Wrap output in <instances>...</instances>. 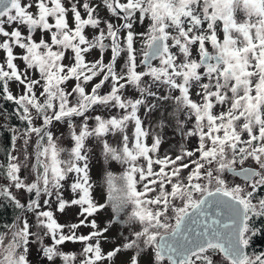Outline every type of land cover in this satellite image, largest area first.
I'll use <instances>...</instances> for the list:
<instances>
[{
	"label": "snow or ice",
	"instance_id": "1",
	"mask_svg": "<svg viewBox=\"0 0 264 264\" xmlns=\"http://www.w3.org/2000/svg\"><path fill=\"white\" fill-rule=\"evenodd\" d=\"M103 5L121 23L102 21L97 7L80 0H69L67 6L62 0H0V36L4 37L0 50L7 69L0 64V94L14 102L16 117L26 122L22 132L9 129L11 150L5 149L7 162L0 163V177L7 183L0 186V197L35 218L33 225L18 214L0 226L4 228L0 264H29L33 243L49 264L57 258L62 264H113L122 251L133 254L121 264H139V257L147 252L152 254L148 264H264V252L246 251L260 232L253 218L264 217V198L253 203L254 193L264 187V0H103ZM33 7L35 12L30 10ZM145 21L146 31L135 32L134 24ZM5 25L16 27L8 31ZM20 26H26L27 35ZM86 26L96 30L91 38L84 34ZM37 29L49 35L50 43L43 36L38 42L33 38ZM137 39L143 43L139 61ZM15 47L22 54H14ZM106 49H110L107 62ZM95 50L97 58L87 61L86 54ZM17 59L25 64L23 72L14 63ZM65 59L71 63L64 64ZM29 70L39 77L31 78ZM97 77L98 82L86 91ZM70 80L75 84L67 91ZM10 81L23 86L22 94H12ZM106 85L109 90L102 93ZM37 87L42 89L38 95ZM129 89L135 91V98L125 96ZM193 89L197 99L192 98ZM166 104L173 106L167 123L174 120L182 139L197 138L196 147L189 150L181 145L174 159L157 155L166 121L158 122L161 132H151L138 114L141 108L148 115ZM94 106L120 109L123 115L90 117L87 113ZM76 117L82 119L76 122ZM37 118L42 121L39 126ZM56 122L66 123L73 141L70 149L56 143L49 127ZM130 123L131 135L126 131ZM32 134L37 138L35 163L29 166ZM108 134L118 135L116 146L104 139ZM21 136L23 161L13 155ZM89 138L99 142L105 162L124 166L118 176L105 172L103 204L92 195ZM249 160L256 167L244 166ZM22 169L34 178L22 177ZM73 173L68 185L73 198L66 200L62 189ZM226 173L242 176L251 190L239 183L228 186ZM23 192L31 197L26 204L21 202ZM52 197L56 211L77 206L78 216L84 218L70 225L58 223L50 208ZM105 207L112 209L114 218L101 228L88 218ZM115 222L127 226L129 234L105 253L101 239H108L104 234ZM81 226L92 231L77 235ZM65 227L69 234L63 232ZM45 237H51L50 245L44 244ZM65 242L83 243L79 257L58 248ZM216 253L223 260H214Z\"/></svg>",
	"mask_w": 264,
	"mask_h": 264
},
{
	"label": "rangeland",
	"instance_id": "2",
	"mask_svg": "<svg viewBox=\"0 0 264 264\" xmlns=\"http://www.w3.org/2000/svg\"><path fill=\"white\" fill-rule=\"evenodd\" d=\"M22 2H30V0H22ZM31 2L34 3V0H31ZM63 3H65V5L67 6V4L69 3V0H62ZM72 3H76L77 0H71ZM80 2H90L94 7L98 8V12L96 13V15H98L102 21H107V22H111L113 24H118L121 23V21L115 17L111 12H109L106 7L103 5V0H80ZM123 2V0H122ZM31 11L35 12V8L33 7L32 9H30ZM81 11V15L82 17L86 18V14L84 12V10L82 8H80ZM68 20H69V24L70 26L74 27V23L72 21L71 18V14L69 13L68 16ZM49 22L50 23H54V21L52 20V18H49ZM147 24L148 21H145L143 23L137 22L134 24V31L139 33V32H144L147 29ZM6 28V30L11 31L12 27H16V25H5L4 26ZM103 27V24H102ZM20 30L22 32V34L27 35V31H26V26H20ZM94 29L91 28V26H86L85 30H84V34L87 38H91L94 34H95ZM121 35H123V32L121 33ZM43 36L46 40H48V42L50 43L49 40V35L46 33H42L40 30H36L33 33V38L38 42L40 37ZM4 39V37L0 36V42H2ZM135 47L137 49V61H139V59L142 58L141 56V50L143 48V43L142 40L137 39L136 43H135ZM211 48V45H208V50ZM53 50H56L55 48ZM23 50L19 49L18 47L14 48V54L19 55L22 54ZM110 54V49L109 50H105V62H107V59L109 57ZM67 55L71 56V51L67 50ZM98 55V50L95 51H91L89 54H86V60L87 61H92L95 58H97ZM193 56L196 57V53L195 51L193 52ZM64 64H70L71 61L69 59H65L62 61ZM14 63L17 65L18 69L23 72L25 69V64L22 60L17 59L14 61ZM0 64H4L5 69H6V64H5V53L3 52V50H0ZM154 66H158V61L155 63ZM7 70V69H6ZM138 70H142V69H138ZM201 71H203L201 69ZM29 75L31 78L36 79L39 77V73L34 71V70H29ZM99 77L94 78L93 81L89 82V84L86 86V91H90L91 90V86L93 83L98 82ZM146 80L148 78H145ZM75 81L74 80H70L66 82V90L67 91H71V88L74 86ZM9 90L12 92L13 95H20L22 94V90H23V86L19 85L18 82L15 81H10L9 82ZM109 90L108 86L106 85L104 88L101 89L102 93H105ZM37 95L39 94L40 91H42L41 88L37 87L35 89ZM157 91H165L164 90H157ZM195 91L196 89L192 90V98L193 99H197L196 95H195ZM125 96H131L133 98H135L136 93L133 89H129L127 92H125ZM41 101L43 100V98H40ZM71 99V98H70ZM152 98H149V101H151ZM2 100V97L1 99ZM0 106H1V101H0ZM223 106H220L216 109V111H220L221 108ZM95 110H89L87 115H89L90 117H93L95 115H101L104 118H109L111 116H120L123 115V110L120 109H116V108H111V109H105L99 106H94ZM173 106L171 104H166L164 105L163 109H156L155 111H152L150 114L152 115L151 117L147 118V123H148V127L150 129L151 132H161V128L158 126V122L163 119L166 121V126L163 127L162 130V136H163V141L162 144L160 146V149L157 153L158 156L163 157L164 155H168L170 157H172L173 159L175 158L176 155H178V152H180V148H178V144L177 142H174L173 145L171 143V135L172 132L174 131V137H175V132L177 133L175 126H174V120L171 122V125H168V121L172 120V118L169 116V113L172 111ZM1 107H0V127L2 126H7L8 125V121L6 118V115L1 111ZM33 116L35 117V111L33 110L32 112ZM142 119V115L145 114L144 109L141 108L139 113H138ZM82 118L80 117H76L74 118V120L76 122H79ZM36 126H39L42 121L40 119H36L35 120ZM94 122L92 120L89 121V125L92 126ZM190 126V125H189ZM51 131L54 134V138H56V143L58 144V146H61L65 149H70L73 146V141L70 138V134H69V130L67 128L66 123L64 122H56L54 124V126L50 125L49 126ZM16 129H19L17 127H14ZM21 132L23 131V129H19ZM129 135H131V132L133 131V125L130 123L128 129L126 130ZM246 138V137H245ZM36 136L35 134L31 135V138L29 139V144L27 146V152H28V164L29 166L32 163H35V140H36ZM104 139L108 140L110 143H113L114 146H116V143L118 142V135L116 137H113L111 134H108L104 137ZM92 138H89L88 140H86V146L89 150V175L91 178V183L93 184V187H98L100 186V184L102 183V178L103 176H105V172L106 171H111L114 175H120L123 170H124V166H121L120 164L116 163V162H111L106 165H104V162H102V158L101 155L96 154L94 151H92L91 149V142ZM180 141V140H179ZM148 143H151V138L148 139L147 141ZM96 143H98V141H96ZM180 143H182L180 141ZM184 144H185V148L191 150L192 148L197 146V138L192 137L189 138L187 140H184ZM17 151L13 152V155H16L20 161L24 160V143H23V137L21 136V138H19L17 140ZM90 147V148H89ZM165 150V151H164ZM162 152H167L166 154L162 153ZM170 152V153H169ZM65 154L62 153L61 156L63 158ZM198 155V154H197ZM195 158V157H193ZM142 162V161H141ZM185 162H187V160H185ZM244 166H251V167H256L255 162L254 161H246ZM237 168L240 167L239 164L236 165ZM159 166L158 165H154V170H158ZM184 174H187V170H184ZM20 175L22 177L25 178H29L32 179L34 178L33 176H29V172L27 169H22ZM99 177V180H96V178ZM75 178V174H71L70 178L68 181L64 182V188L62 189L63 191V195L65 199L70 200L71 198H73V194H71L69 192V183ZM225 179L226 182L228 184V186H234L235 184H242L244 187H246L247 190H251L250 186L246 183H244L243 181H241L239 178L234 177L229 175L228 173H226L225 175ZM6 180H4L2 177H0V186L6 184ZM105 183V181L103 182ZM11 191H13V193L18 194L17 190L12 188ZM34 195V194H33ZM151 195V194H150ZM28 196H30L28 193L23 192V198L21 199L22 203H27L28 200ZM264 198V195L263 197ZM260 199V197H255V193H254V199H253V203H257L258 200ZM51 200V205L50 208L54 213V217L57 220L58 223L62 224V225H70L72 223H78L80 219H83V216H77V217H73L74 216V212L71 214V212H68V214L66 213V209L61 213L56 211V201L55 198L52 197L50 198ZM43 202V198L41 199V203ZM78 210L80 211L79 207H77ZM68 210V209H67ZM76 210V208H75ZM77 211V210H76ZM78 211V212H79ZM127 211H130V208L127 209ZM76 214V212H75ZM21 216L26 217L29 221L30 224L35 223V218L34 215L30 212H24L21 214ZM105 217V213L103 212V216H102V212L99 211L95 214L94 219L98 222V220L101 218ZM89 221L93 219V216L88 218ZM112 221V220H111ZM101 228L103 227L102 225H99ZM123 229V234L120 236L119 235V230ZM32 231H36V228L33 227ZM92 231V229L90 227H85V226H81L78 229H76V234L77 235H88L90 232ZM63 232L65 234H69V228L65 227L63 229ZM129 234V229L127 226H118L115 225L114 223L112 224V226L110 227V233L107 232L106 237L108 238L107 240H102L101 239V247L102 250L106 253L109 250H112L113 248H115L117 245H121L124 241H123V237L124 236H128ZM92 243H94L95 241H91ZM52 243L51 237H45L44 238V244L45 245H50ZM84 247L82 242H76V243H72V242H65L63 245H59L58 248L61 251H64L65 253H75L77 254V256L79 257V254L82 250V248ZM132 251H127V252H121L113 261V264H121V261H127L131 256H132ZM152 254L151 252H147L145 254H142L139 257V264H148V262L151 260ZM28 262L29 264H49V262L41 255V251L39 248L38 244H30L29 245V253L27 256ZM214 260H218L221 261L223 260V256L219 253H216L213 256ZM54 264H62V261L57 258L54 261ZM103 264H108L107 261H104ZM166 264V262H165ZM224 264H227V261H224Z\"/></svg>",
	"mask_w": 264,
	"mask_h": 264
},
{
	"label": "trees",
	"instance_id": "3",
	"mask_svg": "<svg viewBox=\"0 0 264 264\" xmlns=\"http://www.w3.org/2000/svg\"><path fill=\"white\" fill-rule=\"evenodd\" d=\"M2 94H0V99ZM1 101V111L6 115L8 126L0 127V163H6L5 149L11 150V136L12 132L10 128L17 127L24 129L26 122H21L15 115L16 105L12 101ZM264 195V187H261L255 192V197L262 198ZM20 215V210L16 209L14 205L6 198L0 197V226L11 223L17 215ZM253 226L260 229V232L252 237L250 247L246 251L252 254H259L264 252V217L253 218ZM0 231H4L3 227H0Z\"/></svg>",
	"mask_w": 264,
	"mask_h": 264
},
{
	"label": "flooded vegetation",
	"instance_id": "4",
	"mask_svg": "<svg viewBox=\"0 0 264 264\" xmlns=\"http://www.w3.org/2000/svg\"><path fill=\"white\" fill-rule=\"evenodd\" d=\"M210 45V44H209ZM107 50H109V49H107ZM209 51L210 52H212V48H210L209 49ZM157 61H153L152 63H153V65H155V63H156ZM156 110V109H155ZM155 110H153V111H155ZM152 115L151 114H148V115H142V120L144 121V126L146 127V128H148L149 129V127H148V123H147V118H149V117H151ZM168 125H171V123H168ZM150 130V129H149ZM175 137H174V131L172 132V135H171V143H172V145H173V143L174 142H177V144H178V148H180L181 149V145H183V147L185 148V144H184V139H182V137L179 135V133L177 132H175ZM182 142V143H180V141ZM96 139L95 138H92V140H91V142H92V145H91V149H92V151H94L96 154H99V155H101V158H102V162L103 161H105L104 160V158H103V154H102V151H101V145L99 144V142L98 143H96ZM90 148V147H89ZM165 151V150H164ZM162 153H164V154H166L167 152H162ZM170 153V152H169ZM178 154H180V152H178ZM106 164H108L109 165V163H107V162H104V165H106ZM96 180H99V177L98 178H96ZM105 181V183H103ZM69 192L72 194V192H71V190H70V188H69ZM106 192H107V185H106V179H105V176H103V178H102V183L100 184V186H98V187H93V191H92V195H93V198H94V200H95V202H97V203H101V204H103V203H105V200H106ZM30 195V194H29ZM28 199L29 198H31L30 196H28L27 197ZM72 199V198H71ZM66 200H68V199H66ZM75 208H76V210H75ZM68 209V210H67ZM66 213L68 214V212H71V214L74 212V216L73 217H77L78 216V208H77V206H71V207H68V208H66ZM101 212H102V216H103V212L105 213V217H103L102 219L100 218L99 220H98V225H102L103 227L106 225V223L107 222H109V221H111V220H113V218H114V213L112 212V209L110 208V207H105L104 209H101L100 210ZM127 211V210H126ZM75 212H76V214H75ZM94 217H95V214L93 215V219H94ZM124 218V214L123 213H121L120 214V219H123ZM115 225H118V226H121V227H123L124 225L123 224H121V223H119V222H115L114 223ZM108 233H110V229H109V231H108ZM106 234L107 233H105L104 235L106 236ZM123 234V229H120L119 230V235L121 236ZM102 240H104V239H102Z\"/></svg>",
	"mask_w": 264,
	"mask_h": 264
},
{
	"label": "water",
	"instance_id": "5",
	"mask_svg": "<svg viewBox=\"0 0 264 264\" xmlns=\"http://www.w3.org/2000/svg\"><path fill=\"white\" fill-rule=\"evenodd\" d=\"M229 175H231V176H234V177H237V178H239L241 181H243L244 182V179H243V177L242 176H236L235 174H233V173H228ZM245 183V182H244ZM22 213H20V215H21Z\"/></svg>",
	"mask_w": 264,
	"mask_h": 264
}]
</instances>
